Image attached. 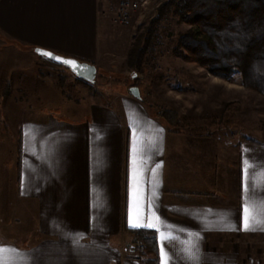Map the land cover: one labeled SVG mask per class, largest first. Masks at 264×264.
I'll return each mask as SVG.
<instances>
[{"label": "crops", "instance_id": "0c3cea01", "mask_svg": "<svg viewBox=\"0 0 264 264\" xmlns=\"http://www.w3.org/2000/svg\"><path fill=\"white\" fill-rule=\"evenodd\" d=\"M106 10V0H0V41L97 64L113 20ZM8 79L10 72L0 77V102L23 100L15 96L26 95L23 87L4 95L1 81ZM47 83L39 95L51 108L33 110L13 130L14 112L5 123L0 118V258L140 264L123 259L122 246L134 240L132 230L149 229L158 264L162 247L167 264H208L215 256H237L226 247L229 240L264 238V226L243 227L246 207L264 216V139H242L238 160L224 168L218 144L208 140L220 124L175 130L127 87L83 111L71 104L62 113L57 83ZM17 104L12 107H26ZM149 222L154 226H130Z\"/></svg>", "mask_w": 264, "mask_h": 264}, {"label": "rangeland", "instance_id": "374dc122", "mask_svg": "<svg viewBox=\"0 0 264 264\" xmlns=\"http://www.w3.org/2000/svg\"><path fill=\"white\" fill-rule=\"evenodd\" d=\"M162 1L164 0H149L139 14L134 16L130 25L109 21L110 29L101 38V51L96 64L98 74L93 86L78 83L69 70L66 72V81L61 82L58 74L60 67L53 63L52 66L47 65V59H41L32 50L30 53L23 52L18 46L11 43L6 46L5 41H0V49H3L0 52V77H5L10 72L12 81L19 84L11 83L8 87L5 80H2L1 88L3 91L9 88L10 93L11 88L23 87L26 94L21 95L23 92L20 91L15 95L17 99L23 98L15 103L24 101V108L12 107L15 103L11 100L0 102V118L3 123L14 112L15 117L8 123L13 130L12 127L21 126L32 115L33 110L42 109L43 105L51 108L43 100V95H39L43 91V82L48 84V80L57 83L60 101L55 103L62 113H67V107L71 104L78 105L79 111H83L91 101L96 102L101 96L112 99V94L116 91L121 92L135 82L141 85L149 104L147 107L153 115L156 116L157 110L164 109L178 113L179 121L176 123L172 121L169 124L161 118L175 130H185L188 127L192 129L193 125L204 124L224 126L218 131L210 132L208 140L209 143L218 144L221 166L225 168L226 163H235L238 160L237 147L242 139H264V96L242 85L239 72L226 80L212 75L199 65L176 57L173 48L179 32L184 31L186 25L177 23L174 18L164 22L159 43L148 54V63L144 72L139 74V79H135L137 74L128 69L126 60L131 44L144 30L155 8ZM20 74L24 76L21 77ZM226 247L238 251L237 256H215L208 264H264V238L257 235L247 239L240 237L233 242L229 240ZM260 250L263 251V256L256 253ZM213 257L210 256L209 259Z\"/></svg>", "mask_w": 264, "mask_h": 264}, {"label": "trees", "instance_id": "16d2710c", "mask_svg": "<svg viewBox=\"0 0 264 264\" xmlns=\"http://www.w3.org/2000/svg\"><path fill=\"white\" fill-rule=\"evenodd\" d=\"M174 18L187 28L179 32L173 54L187 62L201 66L222 79L241 74V83L251 91L264 96V0H164L155 8L143 31L132 42L126 64L135 72V79L143 73L160 40L164 22ZM51 60V59H49ZM60 67L61 82L66 81V66ZM79 81L92 83L76 77ZM12 79L6 80L7 86ZM138 86L137 83H132ZM127 86V91L129 87ZM9 89V88H8ZM4 91V95L9 90ZM147 106V99L140 98ZM156 116L169 124L179 121L175 110H157ZM173 123V124H175ZM134 240L142 243L139 254L144 262L158 264L157 238L149 229L132 230Z\"/></svg>", "mask_w": 264, "mask_h": 264}, {"label": "built area", "instance_id": "2783aa9c", "mask_svg": "<svg viewBox=\"0 0 264 264\" xmlns=\"http://www.w3.org/2000/svg\"><path fill=\"white\" fill-rule=\"evenodd\" d=\"M140 1L141 0H106V15L123 25H130L134 16L139 14L138 2ZM142 247L143 244L135 240L125 242L121 250L123 259L133 258L138 260L140 264H149L144 262L138 253L139 249Z\"/></svg>", "mask_w": 264, "mask_h": 264}, {"label": "water", "instance_id": "95a60500", "mask_svg": "<svg viewBox=\"0 0 264 264\" xmlns=\"http://www.w3.org/2000/svg\"><path fill=\"white\" fill-rule=\"evenodd\" d=\"M34 50L37 54H39L41 56H46L47 58L57 62L58 64H61L63 66L68 67L70 69V71L73 74H75L78 78L86 80L90 83H94L96 81L97 74H98V67L95 63L87 62V61H81L76 57L65 56V55L56 53L52 50H49L47 48L36 47ZM42 52L51 53V56L43 55V54H41ZM56 57H59L60 59L58 60V59H56ZM64 60L75 61L76 67H73L72 65L63 63ZM129 91L136 98L140 99L142 97L141 92H140V88L136 85L130 86Z\"/></svg>", "mask_w": 264, "mask_h": 264}, {"label": "snow or ice", "instance_id": "6c2138e0", "mask_svg": "<svg viewBox=\"0 0 264 264\" xmlns=\"http://www.w3.org/2000/svg\"><path fill=\"white\" fill-rule=\"evenodd\" d=\"M41 54L51 56V53L42 52ZM56 59L59 60L60 58L56 57ZM63 63L76 67L75 61L64 60ZM157 167H159V165ZM245 213L246 215L243 218V227L245 230L251 229L253 224L264 226V216L257 218V216L252 215L251 212H249L248 207L245 208ZM130 226L131 227H153L154 225L151 222H149L147 225L140 224V223H130ZM262 230H264V228H262ZM161 238L167 239V237H165L163 233L161 234ZM161 252H162V264H167V262L163 259V253H164L163 247L161 248ZM0 264H9V261H5L2 258H0Z\"/></svg>", "mask_w": 264, "mask_h": 264}, {"label": "bare ground", "instance_id": "6f19581e", "mask_svg": "<svg viewBox=\"0 0 264 264\" xmlns=\"http://www.w3.org/2000/svg\"><path fill=\"white\" fill-rule=\"evenodd\" d=\"M149 0H141L140 2H138V12L141 11L144 6L148 3Z\"/></svg>", "mask_w": 264, "mask_h": 264}]
</instances>
